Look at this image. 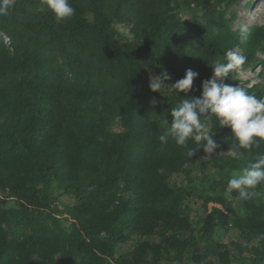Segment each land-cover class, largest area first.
I'll return each mask as SVG.
<instances>
[{"label": "trees", "instance_id": "1", "mask_svg": "<svg viewBox=\"0 0 264 264\" xmlns=\"http://www.w3.org/2000/svg\"><path fill=\"white\" fill-rule=\"evenodd\" d=\"M241 1L69 0L75 14L57 22L45 0H16L0 15V264H264L261 195L226 194L227 171L264 141L226 155L236 141L215 116L202 117L210 157L159 140L229 49L247 59L225 83L264 98V25L241 42ZM187 69L192 89L172 88ZM163 70L169 87L152 91Z\"/></svg>", "mask_w": 264, "mask_h": 264}, {"label": "clouds", "instance_id": "2", "mask_svg": "<svg viewBox=\"0 0 264 264\" xmlns=\"http://www.w3.org/2000/svg\"><path fill=\"white\" fill-rule=\"evenodd\" d=\"M45 3L54 13L57 22L70 19L75 14V9L69 0H45ZM15 4L16 0H0V15H8ZM239 31L241 42L246 43L247 26L241 25ZM225 57V63L211 64L214 66L213 75L202 82L200 97L182 99L177 107L172 108L173 120L171 126L165 120L168 127L159 136L161 143H167L168 138L171 137L177 145L186 146L191 139L199 147L188 149V157H192L195 150L200 148L210 157L219 145L213 139V132L202 121V117L211 116L218 119L221 127L226 126L231 129L236 143L224 151L230 157L239 158L241 155L239 149L251 150L264 141V98L251 94L239 85L225 83L230 73L243 68L247 57L239 50L233 49L227 50ZM198 75V72L187 69L184 77L171 84V87L187 93L192 89L193 81ZM170 79L167 71L163 70L161 74L150 77L149 87L152 91L161 93V89L169 87L164 81ZM262 183H264V154H258L254 162L231 172L226 194L230 196L234 191L238 192L241 200L264 195L250 191ZM260 240H264V233L257 237V241Z\"/></svg>", "mask_w": 264, "mask_h": 264}, {"label": "rangeland", "instance_id": "3", "mask_svg": "<svg viewBox=\"0 0 264 264\" xmlns=\"http://www.w3.org/2000/svg\"><path fill=\"white\" fill-rule=\"evenodd\" d=\"M233 11L236 14V19L233 22L234 29H240L241 25H246L247 30L255 25H264V0H242L239 4L235 5ZM230 15V14H229ZM0 37H4V35L0 32ZM243 46L240 48H236L235 50L242 51ZM264 52V46H263ZM247 74L253 75V70H248ZM246 77V76H245ZM244 77V78H245ZM232 171H227L228 174L231 175ZM264 194V186L261 191ZM260 200L264 203V195L260 196ZM65 198H60L57 200V204L62 206ZM215 204H210V206H214ZM234 207L239 214H245L246 210L243 208L241 203L238 200H234ZM238 234L233 231L225 232L222 228H216V238L217 240H229V239H238Z\"/></svg>", "mask_w": 264, "mask_h": 264}]
</instances>
